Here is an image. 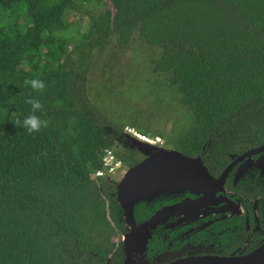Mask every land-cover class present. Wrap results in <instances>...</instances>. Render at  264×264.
I'll return each instance as SVG.
<instances>
[{"label": "trees", "instance_id": "1", "mask_svg": "<svg viewBox=\"0 0 264 264\" xmlns=\"http://www.w3.org/2000/svg\"><path fill=\"white\" fill-rule=\"evenodd\" d=\"M83 2L0 0V264H121L115 178L94 172L105 148L122 169L143 155L117 142L122 128L85 85L111 35L159 49L150 70L182 108L170 135L152 134L164 147L223 157L264 142V0H109L74 29L65 16ZM33 78L43 92L24 86ZM29 94L49 120L32 134L12 121L32 114Z\"/></svg>", "mask_w": 264, "mask_h": 264}, {"label": "flooded vegetation", "instance_id": "2", "mask_svg": "<svg viewBox=\"0 0 264 264\" xmlns=\"http://www.w3.org/2000/svg\"><path fill=\"white\" fill-rule=\"evenodd\" d=\"M256 146L223 157L196 154L210 184L163 191L134 206L141 214L135 224L172 206L148 230L140 251L146 264H264V148Z\"/></svg>", "mask_w": 264, "mask_h": 264}, {"label": "rangeland", "instance_id": "3", "mask_svg": "<svg viewBox=\"0 0 264 264\" xmlns=\"http://www.w3.org/2000/svg\"><path fill=\"white\" fill-rule=\"evenodd\" d=\"M86 2L80 5L82 11H69L65 16L74 29H78V25L80 29L82 23L87 21L86 11L95 13L103 8H110L109 0ZM11 12L17 19L13 8ZM158 53V48L146 44L135 32L125 44L117 45L115 35H111L100 48L92 49L85 70L86 90L92 99L98 97L103 100V107L113 114L112 120L122 128L118 142L132 140L139 132L145 134L142 136L146 139L142 140H149L153 147L164 148L161 138L152 134L167 137L178 126L177 110L182 109L177 100L178 94L173 87L167 85L165 74L150 70V58L156 57ZM73 57L76 56L73 54ZM8 62L9 58L2 59L0 65ZM145 119H150L151 123L148 126L142 123L145 128L140 129L141 121ZM120 168L116 179L120 177ZM140 251H135L136 256L140 255ZM140 256L142 258L136 257L132 264H146L143 255Z\"/></svg>", "mask_w": 264, "mask_h": 264}, {"label": "water", "instance_id": "4", "mask_svg": "<svg viewBox=\"0 0 264 264\" xmlns=\"http://www.w3.org/2000/svg\"><path fill=\"white\" fill-rule=\"evenodd\" d=\"M122 145L135 149L143 155V158L136 164L125 169L120 168L122 171L118 179L115 176L119 169L105 176V178L116 179L114 181L115 203L121 220L122 234L120 240L121 264H132L136 257H141L140 255L136 256L135 251L144 249L148 230L158 223L167 209H172V206L164 207L155 211L144 221L135 224L134 206L137 203L156 198L163 191L204 187L210 184L208 182L211 177L198 155L191 157L172 148L153 147L151 142L144 141L138 136L132 140H125ZM262 148H264V143L254 147L253 151ZM226 170L227 168L219 176L220 181ZM170 264H188V262Z\"/></svg>", "mask_w": 264, "mask_h": 264}, {"label": "clouds", "instance_id": "5", "mask_svg": "<svg viewBox=\"0 0 264 264\" xmlns=\"http://www.w3.org/2000/svg\"><path fill=\"white\" fill-rule=\"evenodd\" d=\"M24 86L29 87L35 92H43L45 89V83L41 79L33 78V79H25ZM28 105L31 106L30 115L26 116L23 121L19 119V117L15 118L13 121L14 125L17 127H22L26 130L28 134L36 133L41 131L42 128H47L49 125L48 119H42L40 116L36 115L37 112H41L42 114H46L43 109V104L39 99L32 98L31 94H29V98L25 101ZM61 102L57 101L59 105ZM46 155V153H42Z\"/></svg>", "mask_w": 264, "mask_h": 264}, {"label": "built area", "instance_id": "6", "mask_svg": "<svg viewBox=\"0 0 264 264\" xmlns=\"http://www.w3.org/2000/svg\"><path fill=\"white\" fill-rule=\"evenodd\" d=\"M141 139H146L144 136L137 134ZM149 141V140H145ZM102 168L94 172L95 175L104 176L113 173L120 167V162L112 153L111 148H105L100 156ZM105 177V176H104Z\"/></svg>", "mask_w": 264, "mask_h": 264}]
</instances>
